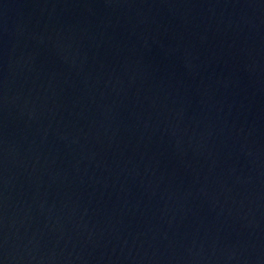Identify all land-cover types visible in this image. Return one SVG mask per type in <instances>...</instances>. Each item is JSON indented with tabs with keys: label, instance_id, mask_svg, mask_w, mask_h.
Masks as SVG:
<instances>
[{
	"label": "water",
	"instance_id": "obj_1",
	"mask_svg": "<svg viewBox=\"0 0 264 264\" xmlns=\"http://www.w3.org/2000/svg\"><path fill=\"white\" fill-rule=\"evenodd\" d=\"M0 264H264V0H0Z\"/></svg>",
	"mask_w": 264,
	"mask_h": 264
}]
</instances>
